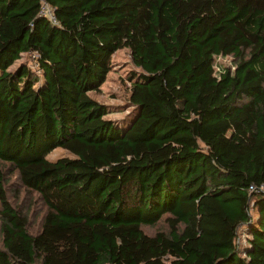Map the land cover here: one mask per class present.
I'll return each mask as SVG.
<instances>
[{
    "label": "trees",
    "instance_id": "16d2710c",
    "mask_svg": "<svg viewBox=\"0 0 264 264\" xmlns=\"http://www.w3.org/2000/svg\"><path fill=\"white\" fill-rule=\"evenodd\" d=\"M121 48L125 129L90 95ZM0 235V264H264V0H0Z\"/></svg>",
    "mask_w": 264,
    "mask_h": 264
},
{
    "label": "rangeland",
    "instance_id": "374dc122",
    "mask_svg": "<svg viewBox=\"0 0 264 264\" xmlns=\"http://www.w3.org/2000/svg\"><path fill=\"white\" fill-rule=\"evenodd\" d=\"M22 60L28 63L31 68L35 67L33 61H30L26 55L22 54V58L18 59L10 68H13L16 63ZM215 61L218 65L222 66H226L230 63L228 57H216ZM133 70H135V67L131 62L129 50L126 48L117 50L112 55V67L107 74L106 80L100 86V91L95 90L90 92V95L93 98L101 103L109 105L110 113L106 118H111L118 124L123 120L120 125L122 129H125L135 116V113L129 114L131 107L128 103L131 81L128 76ZM61 156L72 157L73 155L61 147H56L49 152L46 157L48 160H55ZM8 179V192L10 198L13 202L19 204L21 208L28 206L27 208L30 214L33 213L34 217L32 230H37L43 210L40 204L35 201L37 196L33 193L28 194L25 190L19 187L14 173L10 174ZM159 227H161V223L158 226H146L145 231L152 233ZM240 236L244 237L242 234Z\"/></svg>",
    "mask_w": 264,
    "mask_h": 264
},
{
    "label": "built area",
    "instance_id": "2783aa9c",
    "mask_svg": "<svg viewBox=\"0 0 264 264\" xmlns=\"http://www.w3.org/2000/svg\"><path fill=\"white\" fill-rule=\"evenodd\" d=\"M42 10H43V13L46 14L53 23H56V19H55L52 11L50 10V8L48 7V5L46 3H43ZM213 68L216 71L219 70V67H218V65H217L215 60H214Z\"/></svg>",
    "mask_w": 264,
    "mask_h": 264
}]
</instances>
